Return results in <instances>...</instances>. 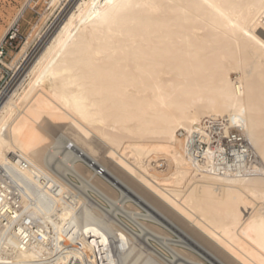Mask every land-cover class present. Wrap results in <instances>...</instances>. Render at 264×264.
I'll return each instance as SVG.
<instances>
[{
  "label": "bare ground",
  "instance_id": "1",
  "mask_svg": "<svg viewBox=\"0 0 264 264\" xmlns=\"http://www.w3.org/2000/svg\"><path fill=\"white\" fill-rule=\"evenodd\" d=\"M50 4L0 92V264L173 263L70 176L125 184L228 264H264V0Z\"/></svg>",
  "mask_w": 264,
  "mask_h": 264
},
{
  "label": "rangeland",
  "instance_id": "2",
  "mask_svg": "<svg viewBox=\"0 0 264 264\" xmlns=\"http://www.w3.org/2000/svg\"><path fill=\"white\" fill-rule=\"evenodd\" d=\"M50 2L51 0H33L25 7L20 19L13 23L15 16L25 4V0H0V38L5 31H8L0 45V92H9L14 86V83H16L17 78L20 77L21 74L19 70L22 65L11 67L9 64H11L16 54L21 51L29 36L31 34L35 36L33 43L28 49V52L31 53L37 43L52 26L57 15L61 11L60 9L55 14L50 15L52 9ZM48 15L50 16L47 18ZM12 28L18 30L17 36H15L14 39L9 38V32ZM1 96L0 93V97ZM99 147L100 153L98 152L97 157L102 158V156H104V146ZM85 155L86 154H84L82 158L90 157L89 155ZM69 180L78 185H86V194H88L87 196H89L91 201L98 202L102 207H108L109 210H111V215H113L112 218H115V220L120 219V221H123L129 229L135 228L133 230H140L139 227L142 226V237L145 241L147 240V244L149 243L152 245L153 250H157L164 257L173 255V259L176 255L172 264H228L226 261L211 252L206 245L205 247L200 240L195 239V237L190 236V234L188 235V232L186 233L185 231L187 230L185 227L170 222L154 207H150V205H148V203L132 188L129 187L130 189H128L127 185L123 183V186L115 184L116 188H114V193L111 196L110 194L108 196L88 179H81L80 177L73 178L70 176ZM98 190L99 193H97ZM125 195L128 196L126 197ZM128 204H133L132 206L135 207V210L132 209V207H129L130 205ZM121 205L128 206L124 208ZM148 206L154 210L148 209ZM142 222L158 227V232L155 230L156 228L154 231L151 230L154 227L147 229ZM139 223H141V226H137L140 225ZM175 248L180 249L181 251L178 250L180 253H183V251L185 253L179 254ZM174 250L175 253L173 252ZM187 253L188 256H186Z\"/></svg>",
  "mask_w": 264,
  "mask_h": 264
},
{
  "label": "built area",
  "instance_id": "3",
  "mask_svg": "<svg viewBox=\"0 0 264 264\" xmlns=\"http://www.w3.org/2000/svg\"><path fill=\"white\" fill-rule=\"evenodd\" d=\"M17 32H18V30H15L14 28H12V29L10 30V32H9V38H10V39H14L15 36H17Z\"/></svg>",
  "mask_w": 264,
  "mask_h": 264
}]
</instances>
